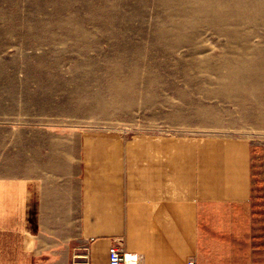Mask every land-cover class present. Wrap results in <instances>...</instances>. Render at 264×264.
Returning <instances> with one entry per match:
<instances>
[{
    "label": "rangeland",
    "instance_id": "374dc122",
    "mask_svg": "<svg viewBox=\"0 0 264 264\" xmlns=\"http://www.w3.org/2000/svg\"><path fill=\"white\" fill-rule=\"evenodd\" d=\"M87 133L264 146V0H0V181L49 237L79 231Z\"/></svg>",
    "mask_w": 264,
    "mask_h": 264
},
{
    "label": "crops",
    "instance_id": "0c3cea01",
    "mask_svg": "<svg viewBox=\"0 0 264 264\" xmlns=\"http://www.w3.org/2000/svg\"><path fill=\"white\" fill-rule=\"evenodd\" d=\"M82 139L77 235L49 237L32 183L0 181V264H74L86 252L91 264H108L116 236L144 264H264V146L213 136Z\"/></svg>",
    "mask_w": 264,
    "mask_h": 264
},
{
    "label": "built area",
    "instance_id": "2783aa9c",
    "mask_svg": "<svg viewBox=\"0 0 264 264\" xmlns=\"http://www.w3.org/2000/svg\"><path fill=\"white\" fill-rule=\"evenodd\" d=\"M83 258L74 261V264H91L88 257L85 256ZM108 264H144V256L140 252L128 250L123 237L116 236L109 247ZM189 264H194V262L191 261Z\"/></svg>",
    "mask_w": 264,
    "mask_h": 264
}]
</instances>
